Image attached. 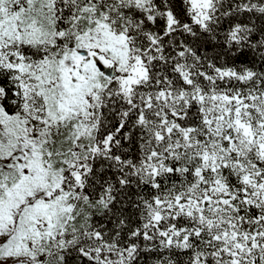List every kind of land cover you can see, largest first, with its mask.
I'll use <instances>...</instances> for the list:
<instances>
[{"label": "snow or ice", "instance_id": "6c2138e0", "mask_svg": "<svg viewBox=\"0 0 264 264\" xmlns=\"http://www.w3.org/2000/svg\"><path fill=\"white\" fill-rule=\"evenodd\" d=\"M0 264H264V0H0Z\"/></svg>", "mask_w": 264, "mask_h": 264}]
</instances>
